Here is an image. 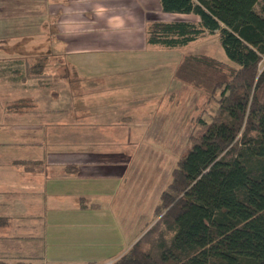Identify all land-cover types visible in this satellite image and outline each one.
<instances>
[{"label":"crops","instance_id":"1","mask_svg":"<svg viewBox=\"0 0 264 264\" xmlns=\"http://www.w3.org/2000/svg\"><path fill=\"white\" fill-rule=\"evenodd\" d=\"M188 16L197 20L194 15L163 13L159 0H0V95L10 99L8 108L0 106V217L7 218V224L0 226V258L105 263L94 259L83 240L93 237V231L84 226H94L95 212L104 216L105 179L125 172V166L105 168L106 121L149 120L150 116L141 115L155 108V95L174 93L167 91L163 62L152 60L149 73L115 79L123 95H132L121 100L138 101L132 104L134 108L109 118L105 103L115 104L119 99L105 97L106 77L114 74H105L106 65L118 60L111 57L112 52L139 53L150 47L145 38L148 22ZM16 56L23 65L32 62L50 80H66L63 76L68 73L73 78L49 92L37 82L28 87L27 81H20L23 88L18 91L14 78L7 75L10 70L1 66ZM62 63L67 67L59 73L57 64ZM86 89L92 92L75 103ZM94 89L102 94L93 95ZM46 94L55 104H47ZM138 126L136 122L134 127ZM138 134L129 129L125 136Z\"/></svg>","mask_w":264,"mask_h":264},{"label":"trees","instance_id":"2","mask_svg":"<svg viewBox=\"0 0 264 264\" xmlns=\"http://www.w3.org/2000/svg\"><path fill=\"white\" fill-rule=\"evenodd\" d=\"M259 1L159 0L163 13L197 20L148 22L149 46L174 49L217 31L232 63L206 54L180 57L173 78L204 92L207 119L198 117L204 131L190 136L193 144L177 159L152 210L154 224L147 223L123 254L104 264H264V3L256 10ZM20 76L21 82L31 78L53 86L43 83L50 75L34 65ZM4 224L7 218L0 217ZM0 264L70 263L0 258Z\"/></svg>","mask_w":264,"mask_h":264},{"label":"rangeland","instance_id":"3","mask_svg":"<svg viewBox=\"0 0 264 264\" xmlns=\"http://www.w3.org/2000/svg\"><path fill=\"white\" fill-rule=\"evenodd\" d=\"M263 3L264 0H260L255 9L259 10ZM185 20H192V18L188 16ZM196 53L206 54L220 61L232 63L219 42L217 31L207 33L196 41L174 49L164 50L150 46L139 53L117 51L111 54V57H117L118 60L114 64L106 65L105 74L107 72L114 74L110 78L106 77L105 83L108 86L105 88V97L108 100L119 99V102L115 104L111 102L105 103V110L110 109L109 118L117 117L120 112L134 108L132 104L138 101L137 99L136 101L134 99L121 100L125 97H130L131 94L125 93L126 95H123L119 91L121 86L115 85L117 83L115 79L120 75L133 77L134 73H149L148 69L151 70L149 62L152 60L160 59L163 62L162 66L166 71L167 81L169 80L167 82V91L173 90L174 93L171 97L168 96L167 92L164 93L165 91L158 92L155 95L157 100L155 108L150 113L141 115L150 116L149 120H146V118L134 119L130 124L122 121L113 123L112 119L106 121L109 125V134L105 136V168L112 166L113 170V167L120 166L123 168L125 166V172L122 173L120 170L116 178L105 179V207L102 210L104 216H100V214L95 212L94 216H92V221L95 223L94 226H84L88 232L93 231V237L90 236L91 238L83 240L86 242V249L91 251L96 256L94 259L100 263H110L118 258L145 232L147 223L149 226L154 224L157 218L153 219L152 210L159 201L161 191L170 180L171 172L177 159L182 153H186L193 144L190 136H199L204 131L205 125H202L198 120L200 116L207 119V114L204 112L206 108L204 92L183 84L170 75L182 55ZM9 54L13 55V53ZM17 57L21 59L20 56H16V58H12V62L2 63L1 66H3L4 71L10 70V74L8 73L7 75L14 78V88L20 91L23 88L19 79L21 77L20 73L25 74V69H27V66L32 65V62L23 65V63L21 64L22 59L19 60L20 63L15 60L18 59ZM123 58L124 60L132 59L135 62L130 65L124 62ZM53 61L52 59L51 62ZM57 65L60 66L58 68L59 73L63 72L64 68L67 67L66 63ZM145 66H149V68ZM51 70H53L52 67L49 70L47 69V71ZM15 71H18V74H14ZM63 77L68 80L72 79L73 75L68 73ZM66 80L53 81L46 79L43 80V83L51 85L54 82L52 87L46 88L47 92H49V89H61ZM25 81L29 83L28 87H32L35 86L37 80L27 78ZM88 92L92 91L86 89L85 95L79 96V101L76 100L75 103L85 98ZM92 94L100 95L102 93L95 91ZM46 95L48 97L47 104H55V102H52L51 96ZM148 99L145 101L146 104ZM9 100V97L0 95V106L2 109L9 107L7 106L10 105ZM42 100L43 102L46 101L45 98H42ZM156 100H154V103ZM20 106L23 107V113L26 114L28 112L26 111V105ZM151 107L153 108V106H149V108ZM14 111L21 112L16 109ZM1 113L3 112L0 111ZM19 114L17 113V115ZM29 114H32V112L29 111ZM39 114L42 113L39 112ZM129 114L133 115L135 113L130 112ZM136 122L139 123V126L135 128ZM14 129L19 130L20 128L15 127ZM129 129L139 134L133 138H128L125 133ZM117 133L120 135L117 136ZM98 218L104 221L101 222ZM165 242H167L166 237ZM150 243L151 241L146 245ZM149 247L151 249L153 245L151 244ZM7 260L12 259L7 258ZM33 262L37 263V261Z\"/></svg>","mask_w":264,"mask_h":264}]
</instances>
